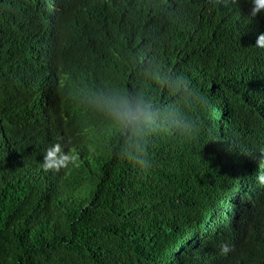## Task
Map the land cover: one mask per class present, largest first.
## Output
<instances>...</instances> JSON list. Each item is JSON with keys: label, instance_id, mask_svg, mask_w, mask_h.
<instances>
[{"label": "trees", "instance_id": "1", "mask_svg": "<svg viewBox=\"0 0 264 264\" xmlns=\"http://www.w3.org/2000/svg\"><path fill=\"white\" fill-rule=\"evenodd\" d=\"M249 16L226 0H0V264H264V15ZM155 63L209 106L193 141L154 136L143 172L83 97L175 105ZM54 144L76 161L44 171Z\"/></svg>", "mask_w": 264, "mask_h": 264}, {"label": "clouds", "instance_id": "2", "mask_svg": "<svg viewBox=\"0 0 264 264\" xmlns=\"http://www.w3.org/2000/svg\"><path fill=\"white\" fill-rule=\"evenodd\" d=\"M226 1L245 4L252 20L264 15V0ZM255 19L259 22V17ZM255 46L264 50V32L257 36ZM146 75L175 98V105H162L143 91L132 88L91 89L83 97V103L109 122L119 136L116 156L143 172H149L153 166L148 151L151 139L158 134H168L180 142L193 141L201 129L194 114L209 106L206 96L186 77L174 74L158 63L150 66ZM75 161L74 149L65 152L59 144H54L46 149L42 168L44 171L58 172ZM256 179L264 185V172L258 174ZM231 250L227 243L220 247L222 255H227Z\"/></svg>", "mask_w": 264, "mask_h": 264}]
</instances>
